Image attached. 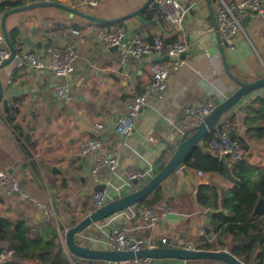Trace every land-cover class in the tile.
Listing matches in <instances>:
<instances>
[{
  "label": "crops",
  "instance_id": "0c3cea01",
  "mask_svg": "<svg viewBox=\"0 0 264 264\" xmlns=\"http://www.w3.org/2000/svg\"><path fill=\"white\" fill-rule=\"evenodd\" d=\"M177 1L187 11L180 26H171L163 19H158L156 15L149 20L143 12L138 16L145 22H138L135 18L126 22L129 25L126 32L129 37L138 27L137 33L162 36L175 42H187L190 45V49L184 54L185 57L182 58V55L180 58L179 69L169 76L166 90L155 94L149 105L142 110L137 119L136 130L130 136L115 133L114 126L128 111L130 91L132 89L143 91L152 81V66L156 61L151 57H142L122 65L118 52H108L109 47L98 37L100 31L109 33L123 29L122 23L102 25L73 15L56 5L101 20H111L139 9L146 0H106L96 8L88 6L84 0H12L11 2H18L17 8L44 3L54 5L12 14L6 19L9 36L14 31L19 33L16 39L17 55L28 54L43 59L47 57L49 48L62 51L72 48L77 54V59L74 73L61 80L54 73L49 74L47 71L32 68L25 58L20 60L15 57L12 63L0 71V83L4 87L5 95L7 96L8 91L12 89L22 90L33 85L39 98L46 104L49 103V99H53L57 106L60 103L57 88L65 84L75 96L74 102L65 103L66 106L82 114V119L86 121L84 126L89 130L86 131L79 125L74 127L72 120L63 122L57 119L56 107L52 115V124L47 126L43 119L33 121L30 117L32 110L26 109L27 126H37L38 130L33 133L32 143L21 148L23 133L17 136L13 128L15 123L9 120L8 113H0V172L13 170L18 173L22 177L19 184L26 195V198L15 194L7 196L0 192V217L12 221L26 219L36 225L52 221L64 254L70 263L73 257L66 251L64 238L70 225L68 219L70 213L67 211L66 203L71 202L70 206L82 208L85 199L77 195L68 197L70 189L61 184V177L53 175L44 169L43 165L47 163L52 167L62 168L78 166L81 163L78 157L81 156L86 158L89 168L87 173H90L91 167L98 159L117 155L119 176H126L129 171L141 176L144 173L146 176L144 182H146L152 177L150 171L155 159L166 148L165 142H179L183 137L180 135V130L186 126L193 127L199 124L198 112L207 105L208 101L215 98L224 101L237 90L236 85L227 76L223 55L220 52L217 14L222 6L221 0ZM226 1L236 3L239 0ZM3 2L10 1L0 0V4ZM3 14L0 13V16L2 17ZM151 21H159L163 29L158 24L149 23ZM242 21L247 25L243 27L242 33L230 40H224L221 35L220 37L227 43L225 45L222 42V46L232 74L241 81L251 82L264 77V12L258 15L246 13ZM33 28L37 31L35 37L31 35ZM74 30H79L81 35L76 37L73 34ZM24 37H29L36 45L42 43V46L40 49L29 46L22 41ZM49 39L51 43H48ZM121 67L124 68L123 72L120 71ZM100 69L102 75L96 76L94 71ZM28 72L32 80L25 83L21 78ZM109 74L116 75L120 80L114 81ZM258 97L264 100V90L251 95L222 116L232 122L234 131L240 138L247 139L248 126L245 125L248 118L247 109ZM19 99H25L29 103L31 96L18 97L17 100ZM191 114H195L194 117H191ZM178 119L183 122L181 128H178ZM97 124L104 125L105 129L98 131ZM222 127L225 128V125ZM92 139H100L102 142V149L95 151L94 158L89 154H83L85 143ZM247 142L249 149L246 160L253 166H264V145L253 139ZM169 157L170 153L167 154V158ZM55 158H59L60 161L56 162ZM34 159L36 161L33 163ZM187 169L189 174L176 171L161 184L165 199L152 210L157 213L166 211L165 218L154 225H149L144 221L142 213L145 207L138 205L137 211L134 208L125 210L101 222L97 229L78 235L76 237L78 242L88 247L109 249L111 229L124 226L132 230L131 235L136 238H167L174 247L184 240L189 247L197 249L204 237L200 236L201 231L208 226L212 232L210 224L213 214L222 210L225 216L229 215V211L222 207L217 211L207 209L212 212L210 223L207 225L205 222L207 210L200 208L195 198L199 186H209L222 194L232 190L235 183L218 173H205L204 176H199L198 170ZM85 173L86 171L81 174L87 175ZM100 174L99 183H106L105 179L109 172L102 170ZM77 185L81 186L80 183ZM36 202L50 206L53 210V204L56 203L61 214L58 215L54 210L55 216L47 219L43 211L36 206ZM214 240V237L212 240L209 239L213 244ZM167 264L225 263L168 261Z\"/></svg>",
  "mask_w": 264,
  "mask_h": 264
},
{
  "label": "water",
  "instance_id": "95a60500",
  "mask_svg": "<svg viewBox=\"0 0 264 264\" xmlns=\"http://www.w3.org/2000/svg\"><path fill=\"white\" fill-rule=\"evenodd\" d=\"M12 2V0H9ZM154 0H146V2L137 10L128 13L122 17L111 19V20H101L92 15L76 11L73 9H69L62 5H56L61 9H64L70 12L73 15L82 17L84 19H88L95 23L99 24H113V23H122L123 29L125 31V40L131 38L138 32V27H136L132 32L131 36L127 35V31L129 29V25L126 23L128 20L135 18L138 22H145L138 16L141 12H143L146 8L150 7ZM208 1V0H206ZM209 2V1H208ZM52 7V3H44L42 5H27L15 9H11L5 12L1 18V28L5 35L6 41L11 49V57L5 61L1 67L0 71L8 66L12 61L15 60L18 49L12 45V41L10 39L9 33L6 28V19L16 13L25 12L29 10H33L37 7ZM192 14V11H190ZM248 13L252 15H258L257 12L248 11ZM149 23L158 24L161 27V23L159 21H151ZM245 21H242L241 24L243 27H246ZM161 29H163L161 27ZM36 29L33 28L31 30V35L33 37L36 36ZM218 37L220 40V52L223 55V63L224 68L227 73V76L231 79V81L236 85L237 90L228 97L225 101H220V99H212V103L214 105L211 113L205 117L197 126H195L191 131L183 135L181 140L177 143H166V148L161 151L159 156L155 159L152 165V177L148 179L146 182L141 185V187L133 192L126 194L118 199L111 200L104 204L102 207L97 208L95 201L93 203L95 194L103 193L107 190L108 186L105 183H97L94 177L90 173H87L89 168L86 164V158L78 157V161L81 163L78 166H66V168L62 167H52L51 165L45 163L43 168L47 171H50L53 175L61 177V184L65 188H69L68 197H72L77 195L78 197L85 199L82 202V208H78L77 206H70L72 203L67 202L68 204V212L70 213V225L65 232V247L66 251L70 256L82 262V264H117L124 261H132L150 258L153 260H169V261H182L185 263H191L196 261H219L225 264H245L240 261L237 257L231 254L232 247H229L227 250L220 251H210V250H200L193 249L187 245L184 240H181L178 246L175 247H158L153 249H143L138 252L134 251H114L111 249H99L88 247L82 245L78 242L77 236L83 233H86L90 230L97 229L98 225L107 220L108 218L124 212L125 210H129L134 208L137 210L139 204H141L149 195L159 186L161 185L168 177H170L174 172L180 169V172L183 174H189L187 167L184 165L185 161L189 158L192 151L200 145L203 140L212 134L221 117L233 110L236 106H238L245 99L249 98L251 95L263 91L264 90V77H261L257 80L251 82H244L238 79L236 76L232 74L230 68L228 66L227 60L224 55L223 44H227L225 41L221 40L220 33L218 32ZM22 41L34 48L40 49L42 43L32 42L29 37H24ZM222 42H224L222 44ZM48 43H51L49 39ZM118 46H112L108 48V52H118ZM185 55L182 56L184 58ZM152 60L154 61H168V57H155ZM124 68H120V71L123 72ZM47 71L49 74L52 72ZM96 76H101V69L94 71ZM114 81H119L120 79L116 77L114 74H109ZM22 81L25 83L30 82L32 77L30 76V72L24 75ZM61 79L62 78H58ZM33 88V85H30L26 89L17 90L12 89L8 91V95H5V90L3 85L0 83V113L9 115V120L15 124H13V128L16 131V135L19 136L18 131H22L23 140L21 139L20 147H24L25 145H29L33 141V133H36L38 127H28L27 126V116H25V110H32L30 113V117L33 121H37L38 119H43L47 126L48 124H52V115L54 108L57 109L56 118L62 120L63 122H67L72 120L74 123V127L79 125L81 128H85L84 130L88 131L86 126V121L82 119V114L80 112H76L74 109L66 106L65 102L60 100V103L56 106L53 99H49V103H45L41 98L37 96L36 90ZM31 96L29 103L25 99H18V97L23 96ZM78 101H80V95H78ZM35 108V109H34ZM85 125V126H84ZM82 132V131H81ZM42 139V137H39ZM101 138V137H98ZM170 153V157L167 158V154ZM213 154V153H211ZM96 152H92L89 154L91 158H94ZM217 157L215 154H213ZM86 157V156H85ZM56 162H59V158L54 159ZM70 160V159H69ZM36 160L34 159L32 162L34 163ZM88 168V169H87ZM93 168V167H91ZM85 169V170H84ZM87 175H82V172H85ZM18 180V182L22 181V177L14 172L10 171ZM144 174V173H142ZM101 178V174L97 175V179ZM138 183V181H135ZM77 183H80L81 186H78ZM24 184V183H23ZM22 184V185H23ZM55 212L60 215L61 211L58 208L57 204H53ZM222 213V210L218 211ZM206 224L210 223V218L212 212L210 210L206 211ZM264 215V198L259 199L256 203L253 216ZM115 229H111L112 231ZM210 240L213 239V235L211 234L210 228L207 226L204 229Z\"/></svg>",
  "mask_w": 264,
  "mask_h": 264
},
{
  "label": "built area",
  "instance_id": "2783aa9c",
  "mask_svg": "<svg viewBox=\"0 0 264 264\" xmlns=\"http://www.w3.org/2000/svg\"><path fill=\"white\" fill-rule=\"evenodd\" d=\"M104 1L106 0H84V2L92 8L98 7ZM221 3L222 6L217 14V29L224 40H230L243 32L241 22L243 16L248 13V11H254L258 14L264 12V0H239L236 3L221 0ZM151 5L155 7L156 17L158 19H163L167 24L174 27L182 25L187 11L179 1L154 0ZM73 34L76 37H79L81 32L79 30H74ZM98 37L108 47H119L118 54L122 65L142 57L169 58L168 61L154 62L152 66V81L143 91H138L136 89L130 91L128 111L125 116L118 119L114 126L115 133L130 136L136 130L137 119L142 110L149 105L155 94L166 90L169 76L172 72L179 69L181 64L180 58L188 52L190 45L187 42H168L167 38L162 36H154L152 41L148 42L146 41V37L141 33H136L131 38L125 40V31L123 29L109 33L100 31ZM10 57L11 49L2 29L0 28V67ZM16 57L20 60L25 58L34 69L49 70L58 78L66 79L75 71L77 54L72 48L66 51L49 48L47 51V57L43 59L28 54H24L23 56L16 55ZM57 96L67 104H71L75 100L74 93L65 84H62L57 88ZM213 108L214 105L212 101H208L207 105L199 110V123L211 113ZM224 125V130L218 132L217 138L211 142L208 152L215 154L220 161L227 159L230 163L246 159L247 152L243 145L237 139L232 137L234 125L228 118L222 117L215 130H218L220 126L222 127ZM195 126L197 125H194L193 127H183L180 130V135H185ZM96 129L98 131H103L105 126L97 124ZM101 149L102 142L100 139L88 140L83 147V154L88 155L91 152L99 151ZM118 168L119 158L117 155L104 157L95 162L91 170V175L97 183L100 182V179H97V175L102 170H107L109 172V175L105 179V184L108 186L107 190L103 193H97L94 196L97 208L102 207L111 200L118 199L126 194L137 191L146 179L144 174L141 176L136 172L131 171H129L126 176H119ZM150 172H152V169ZM177 172H180V170L178 169ZM198 174L199 176H204L205 173L199 171ZM135 181H138V183ZM0 192L7 196L15 194L26 198V195L16 177L8 171L0 172ZM35 204L43 211V215L47 219H51L55 216L52 207L38 202ZM142 213L144 221L149 225H154L161 219L165 218L167 212L163 210L161 213H157L152 209L144 208ZM131 233L132 230L124 226L114 229L110 236L109 249L114 251L138 252L143 249L173 247V244L167 238H136L133 237ZM200 236H207V234L204 231H201ZM11 255H13V251L2 252L0 254V264ZM168 261L169 260H153L145 258L124 261L117 264H167ZM80 262L75 258L71 259L72 264H82Z\"/></svg>",
  "mask_w": 264,
  "mask_h": 264
},
{
  "label": "trees",
  "instance_id": "16d2710c",
  "mask_svg": "<svg viewBox=\"0 0 264 264\" xmlns=\"http://www.w3.org/2000/svg\"><path fill=\"white\" fill-rule=\"evenodd\" d=\"M19 6L18 2H3L0 13H5ZM143 14L147 19L156 15L155 7L146 8ZM143 34V33H141ZM146 41L151 42V34H143ZM18 32H12L10 39L17 48ZM168 42H175L169 40ZM245 125L248 126L246 138L239 137L233 131L232 137L237 139L248 152V140H258L264 145V100L258 97L247 109ZM219 127L207 136L202 145H198L185 161L187 168L204 173H218L235 183V187L222 194L209 186H199L196 202L204 210L217 211L224 208L229 215L214 213L211 221V234L215 243L207 236L202 238L197 249L220 251L232 247L231 254L245 264H264V215L253 216V210L259 199L264 198V166L251 165L246 159L230 163L227 159L220 161L218 157L208 152L211 142L217 138ZM22 135V131H18ZM165 199L162 185H159L139 206L153 209ZM174 247V245H173ZM13 251L2 264H71L64 254L55 225L45 221L40 225L32 224L26 219H10L0 217V254Z\"/></svg>",
  "mask_w": 264,
  "mask_h": 264
},
{
  "label": "rangeland",
  "instance_id": "374dc122",
  "mask_svg": "<svg viewBox=\"0 0 264 264\" xmlns=\"http://www.w3.org/2000/svg\"><path fill=\"white\" fill-rule=\"evenodd\" d=\"M187 115V114H186ZM195 115V114H194ZM194 115L191 114V117H194ZM178 128H181L183 126V122L181 119L177 120Z\"/></svg>",
  "mask_w": 264,
  "mask_h": 264
}]
</instances>
